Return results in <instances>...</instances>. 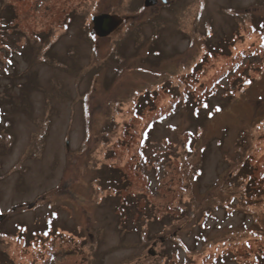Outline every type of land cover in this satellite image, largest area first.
<instances>
[{
  "label": "rangeland",
  "instance_id": "obj_1",
  "mask_svg": "<svg viewBox=\"0 0 264 264\" xmlns=\"http://www.w3.org/2000/svg\"><path fill=\"white\" fill-rule=\"evenodd\" d=\"M144 1L0 0V264H264V0Z\"/></svg>",
  "mask_w": 264,
  "mask_h": 264
},
{
  "label": "trees",
  "instance_id": "obj_2",
  "mask_svg": "<svg viewBox=\"0 0 264 264\" xmlns=\"http://www.w3.org/2000/svg\"><path fill=\"white\" fill-rule=\"evenodd\" d=\"M6 59H7L6 60L7 61L6 65L12 64V62H11L12 61L11 56L7 57ZM46 229L49 231V228H46ZM56 247L54 245H51L50 246V244L48 245V247H46V251H47V249H49L50 252H53L52 255L54 254V259H56L55 256H59L60 255V252H58L59 250ZM70 251L72 252V250H70ZM48 258H49V256H48ZM18 263H19V259H16V258L13 260V258L12 259H9L7 257V260L4 261V264H18Z\"/></svg>",
  "mask_w": 264,
  "mask_h": 264
},
{
  "label": "water",
  "instance_id": "obj_3",
  "mask_svg": "<svg viewBox=\"0 0 264 264\" xmlns=\"http://www.w3.org/2000/svg\"><path fill=\"white\" fill-rule=\"evenodd\" d=\"M163 1L166 2V0H163ZM156 2H157V0H145V1H144V5L148 7V6L155 5ZM32 205H33V203L30 204L29 207H31ZM160 240L163 241L164 238L161 237ZM156 244H157V241H154V242H153V246H155ZM149 253H150L151 255H154V254H155V250H153V249L150 248Z\"/></svg>",
  "mask_w": 264,
  "mask_h": 264
}]
</instances>
